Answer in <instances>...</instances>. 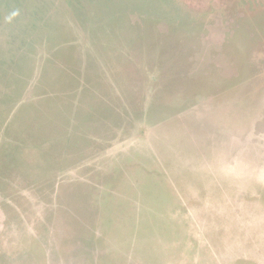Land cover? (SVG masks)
I'll list each match as a JSON object with an SVG mask.
<instances>
[{"label": "rangeland", "instance_id": "obj_1", "mask_svg": "<svg viewBox=\"0 0 264 264\" xmlns=\"http://www.w3.org/2000/svg\"><path fill=\"white\" fill-rule=\"evenodd\" d=\"M0 264H264V0H0Z\"/></svg>", "mask_w": 264, "mask_h": 264}]
</instances>
